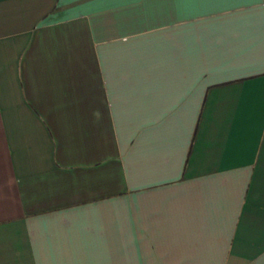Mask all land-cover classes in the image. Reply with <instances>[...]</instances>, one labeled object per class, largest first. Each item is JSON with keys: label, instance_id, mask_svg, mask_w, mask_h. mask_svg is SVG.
Returning <instances> with one entry per match:
<instances>
[{"label": "crops", "instance_id": "obj_1", "mask_svg": "<svg viewBox=\"0 0 264 264\" xmlns=\"http://www.w3.org/2000/svg\"><path fill=\"white\" fill-rule=\"evenodd\" d=\"M0 264H264V0H0Z\"/></svg>", "mask_w": 264, "mask_h": 264}]
</instances>
